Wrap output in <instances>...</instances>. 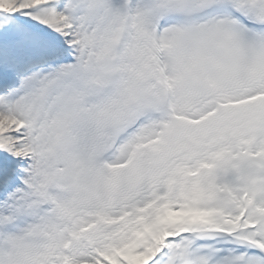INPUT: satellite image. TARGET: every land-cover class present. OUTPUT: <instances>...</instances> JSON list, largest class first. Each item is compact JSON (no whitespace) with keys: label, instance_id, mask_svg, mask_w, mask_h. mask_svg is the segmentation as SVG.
<instances>
[{"label":"snow or ice","instance_id":"6c2138e0","mask_svg":"<svg viewBox=\"0 0 264 264\" xmlns=\"http://www.w3.org/2000/svg\"><path fill=\"white\" fill-rule=\"evenodd\" d=\"M0 264H264V0H0Z\"/></svg>","mask_w":264,"mask_h":264}]
</instances>
